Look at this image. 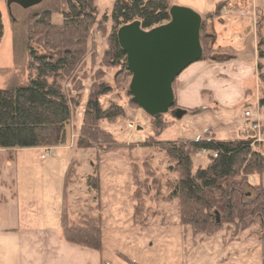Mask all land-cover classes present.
Masks as SVG:
<instances>
[{
    "label": "rangeland",
    "instance_id": "1",
    "mask_svg": "<svg viewBox=\"0 0 264 264\" xmlns=\"http://www.w3.org/2000/svg\"><path fill=\"white\" fill-rule=\"evenodd\" d=\"M114 1L95 0L99 23L89 31V52L79 74L81 78L84 77L83 89L77 94H70L71 99L75 97L76 103L72 102V117L66 126L65 144L52 148L16 149L20 192H25L27 188L33 197L28 205L35 211L43 210L50 218L55 217L56 221H59L64 205L70 210H84L90 205L99 204L98 209L103 219L105 251L121 247L135 254L134 249L124 247L126 242L133 246L139 241L151 240L160 243L170 253L175 252L173 258L176 264H262L261 239L264 238V224L259 217L254 218L246 229L234 236L225 226L207 237H193L189 229L183 230L179 224L178 200H165L164 196L169 193L165 186H160L161 192L158 194L152 187L154 181L163 185L166 180L175 178V172L168 168L173 163L167 159L164 152L155 147H146L143 142L149 136H154L160 141L198 139L210 128L217 139L255 138L254 149L264 154V104L260 103V100L264 99V83L259 82L258 87L254 77L250 75L244 81L249 86L247 85L246 98L242 100L228 94L218 105L205 103L209 104L206 105L209 108L197 114L186 112L181 118L173 117L170 112L161 115L164 127L156 135L152 117L131 102L128 91L130 80H124L118 75L121 67L105 66L101 63L107 47L106 39L111 31L110 19H103V16L109 17ZM168 1L170 6L187 7L200 16L214 11L220 3V14L205 22V32L215 33L216 36V40L209 47L213 52L230 51L235 54V58L217 63L234 61L237 56L241 60L250 58L254 61V52L257 57L256 30L260 26V32L264 35V0ZM65 10V0H42L28 8L14 3L8 7L6 0H0L3 25L0 65L6 66L0 75L5 81L10 84L27 83L30 73L28 45L38 53H48L44 46L36 42V37H33L32 41L27 38V27L35 21L32 17L49 11L52 23L60 25ZM257 63L252 62V67L257 69L258 75L260 66L264 72V59L257 57ZM93 77L112 87L111 92L100 97L102 108L116 103L124 111V115L115 122L101 121L99 124L112 134L119 145L116 148H113V144L110 147L103 146V143H93L92 147L85 149L74 148ZM226 78L231 82L230 90H234L237 76ZM248 111L257 114L258 128H253V119L246 115ZM47 150H51V153L41 159V155ZM207 158L206 152L194 154L193 170L204 167ZM145 163L155 170L156 179L153 176L147 177L149 174ZM95 165L100 179L98 200L92 180L88 182L89 176L94 175ZM66 172L70 175V180L65 187ZM138 179L148 180L144 185L139 183ZM257 183L264 186V173L261 177L249 175L247 184L242 185L234 178L220 181L221 186L239 187L247 196L255 193L251 187ZM138 184L144 186V189L146 185L153 188L149 196H144V189ZM206 194L212 202L213 210L218 212L220 192L216 189H206ZM136 195L140 211L139 218L134 219L133 205ZM24 204L22 203L23 207Z\"/></svg>",
    "mask_w": 264,
    "mask_h": 264
},
{
    "label": "trees",
    "instance_id": "2",
    "mask_svg": "<svg viewBox=\"0 0 264 264\" xmlns=\"http://www.w3.org/2000/svg\"><path fill=\"white\" fill-rule=\"evenodd\" d=\"M65 4L66 10L60 25L53 24L51 13L45 11L34 15L32 18L35 21L27 27L28 40L32 41V38L36 37V42L44 46L48 53H38L28 45L30 73L27 83L0 89V149L52 148L66 142V126L72 117V102L76 103L75 97L71 99L70 94H77L83 89L84 77L81 78L79 74L89 52V31L99 22L95 0H65ZM169 7L168 0H115L109 17L103 16V19H110L111 31L106 39L107 47L101 63L105 66L121 67L118 75L124 80H131L132 73L127 68L126 54L118 43V28L134 20L140 21L143 29L161 25L169 20ZM219 14L220 3L214 11L201 16L202 55L199 61L223 62L235 58V54L230 51L218 50L219 53H214L210 48L216 36L215 33L205 32V22ZM260 30L259 26L256 30L257 57L264 59V35ZM2 36L0 13V42ZM258 79L264 83L261 66ZM176 80L177 78L172 84L173 90ZM111 91L110 85L93 77L74 148H90L93 143H103V146L109 147L113 144V148L119 146L112 134L99 125L101 121L113 123L124 115L122 107L116 103L102 108L100 97ZM129 94L131 102L139 107L131 93ZM263 100H260L262 105ZM171 108H178L176 101ZM207 109L208 107L200 106L186 110L197 114ZM161 117L160 115L152 118L156 135L164 127ZM254 142L255 138L251 137L217 139L210 128L198 139L160 141L154 136H149L143 142L146 147H155L164 152L167 159L173 163L168 168L175 172V178L166 180L163 185L154 181L152 187L158 194L161 192L160 186H165L169 192L164 196L165 200H178L179 224L183 230L189 229L193 237H207L225 226L234 236L246 229L256 217L264 224V186L261 183L251 187L255 193L249 196L239 187L220 185V181L232 178L239 180L241 185L247 184L249 175L262 176L264 154L254 149ZM202 150L207 152V163L204 167L193 170L192 156ZM145 166L149 174L147 177L153 176L156 179L155 170L147 164ZM69 180L70 175L66 172L65 187ZM138 180L145 185L148 179ZM90 181L96 189L98 200L100 179L96 165L94 175L89 176L88 182ZM145 187H142L144 196H149L153 188L148 185ZM206 189H216L220 192L218 212L213 210ZM134 198L133 218L137 219L140 211L136 203L138 196ZM98 206L99 204L90 205L84 210H70L66 205L62 206L60 228L63 238L81 246L101 250L103 219ZM261 242L264 264V238Z\"/></svg>",
    "mask_w": 264,
    "mask_h": 264
},
{
    "label": "crops",
    "instance_id": "3",
    "mask_svg": "<svg viewBox=\"0 0 264 264\" xmlns=\"http://www.w3.org/2000/svg\"><path fill=\"white\" fill-rule=\"evenodd\" d=\"M254 58L257 63L255 52ZM254 61L237 56L231 62L191 64L177 78L174 88L177 105L184 109L208 107L205 103L210 102L218 105L228 94L239 100L246 98L248 84L244 81L248 76L252 75L259 85L257 69L252 67ZM5 67L0 65V73ZM232 75L237 76L234 90H230L231 82L226 78ZM3 78L0 75V89L23 85L10 84ZM16 161V149H0V264H176L175 252L170 253L156 241H139L133 246L126 242L124 247L136 251L131 254L121 247L105 251L103 236L101 250L65 240L60 215L56 221L43 210L35 211L28 205L33 197L27 188L20 192Z\"/></svg>",
    "mask_w": 264,
    "mask_h": 264
},
{
    "label": "water",
    "instance_id": "4",
    "mask_svg": "<svg viewBox=\"0 0 264 264\" xmlns=\"http://www.w3.org/2000/svg\"><path fill=\"white\" fill-rule=\"evenodd\" d=\"M42 0H6L7 6L28 8ZM202 17L183 6L169 7V20L148 30L134 20L120 26L117 39L126 54L132 73L128 91L150 117L169 113L181 118L187 110L175 108L173 81L202 55L200 28ZM218 219V218H217Z\"/></svg>",
    "mask_w": 264,
    "mask_h": 264
},
{
    "label": "built area",
    "instance_id": "5",
    "mask_svg": "<svg viewBox=\"0 0 264 264\" xmlns=\"http://www.w3.org/2000/svg\"><path fill=\"white\" fill-rule=\"evenodd\" d=\"M246 115L249 117V118H252L253 119V122L254 125H253V128H258V125L256 124L258 122L257 120V114L255 113H250L249 111L246 112ZM202 152H206L205 150H202ZM45 153V154H44ZM42 155H41V159H45L47 155H49L51 153V150H47L45 151ZM207 153V152H206ZM216 155V154H214Z\"/></svg>",
    "mask_w": 264,
    "mask_h": 264
}]
</instances>
